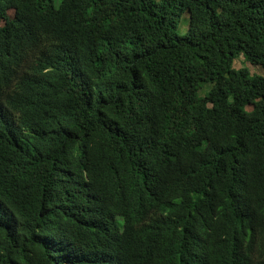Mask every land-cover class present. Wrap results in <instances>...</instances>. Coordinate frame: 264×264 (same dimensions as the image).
<instances>
[{
	"label": "trees",
	"instance_id": "1",
	"mask_svg": "<svg viewBox=\"0 0 264 264\" xmlns=\"http://www.w3.org/2000/svg\"><path fill=\"white\" fill-rule=\"evenodd\" d=\"M239 57L264 0H0V264H264Z\"/></svg>",
	"mask_w": 264,
	"mask_h": 264
},
{
	"label": "rangeland",
	"instance_id": "2",
	"mask_svg": "<svg viewBox=\"0 0 264 264\" xmlns=\"http://www.w3.org/2000/svg\"><path fill=\"white\" fill-rule=\"evenodd\" d=\"M13 12H10L12 14ZM188 13L185 12L182 17V21L179 26V32L181 34L187 32L188 28ZM242 67H247L249 69L250 75L252 77H264V69L258 66L251 65L249 63H246L242 57L237 58V60L234 62V68L240 69ZM210 85H205L203 89L200 91V94L203 95L207 90H209ZM248 110V107L246 108Z\"/></svg>",
	"mask_w": 264,
	"mask_h": 264
}]
</instances>
